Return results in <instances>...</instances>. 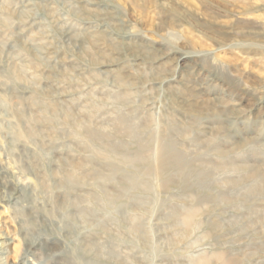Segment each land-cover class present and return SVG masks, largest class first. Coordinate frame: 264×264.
Returning <instances> with one entry per match:
<instances>
[{
    "label": "rangeland",
    "instance_id": "obj_1",
    "mask_svg": "<svg viewBox=\"0 0 264 264\" xmlns=\"http://www.w3.org/2000/svg\"><path fill=\"white\" fill-rule=\"evenodd\" d=\"M2 2L0 167L21 192L0 197L13 239L0 264H264V196L217 186L264 169V0ZM120 118L133 135L115 136ZM137 141L155 162L175 146L200 173L165 187L175 173L137 168ZM73 163L81 180L65 186Z\"/></svg>",
    "mask_w": 264,
    "mask_h": 264
},
{
    "label": "bare ground",
    "instance_id": "obj_2",
    "mask_svg": "<svg viewBox=\"0 0 264 264\" xmlns=\"http://www.w3.org/2000/svg\"><path fill=\"white\" fill-rule=\"evenodd\" d=\"M2 1L4 2V3L3 2L2 3L5 6L8 5L7 4L8 2H6L7 0H2ZM25 2H27V1H25ZM18 3H19V1H18ZM16 7H17V5H16ZM26 8H27V6H26ZM3 9L7 11L6 14H11L10 12H8L9 8L4 7L2 9H0V10H3ZM4 20H6V19H4ZM138 56H139V54H138ZM138 62H139V60H138ZM12 74H14L16 76H18V75L20 76L19 69H13L12 70ZM167 78H168V76H167ZM167 88H168V86H167ZM198 88H200V87H198ZM117 122H118L119 129H117L118 130L117 132L115 131L116 132L115 133L116 137H119L120 135L125 134V133L128 134V135H133L134 134V132L131 130V128L127 127L125 118H120ZM82 127L84 128V130H85L86 134L88 135V137H90L92 139H95L98 142L99 141L100 142L103 141V139H105V138L108 139V140L112 139L109 135H107V134H105L103 132L104 131L103 129H100L98 127H93L91 125H83ZM105 132H106V130H105ZM137 143H138V141H137ZM144 143H145V141H144ZM101 144H103V143H101ZM138 144H139V147L137 146L138 148H137L136 158H135V161H134V163H135L137 168L138 167H143L145 169L146 175H148L150 177L156 176L157 174L158 175H161V174L164 175V173L166 174L168 172L169 173H171V172L175 173L176 177L167 178L163 182V185L165 187L168 186L170 183H172L173 180L176 179V178L181 180V183L184 184L185 187H186V185L188 186V184H189V177L192 174H194V173H200L201 163L198 160L190 159L188 157V155H186L184 153H181L173 145L161 147L159 149L157 158L155 156V158H156L155 159L156 162H155V161H151L149 159L148 155H147V145H145L143 143H140V142ZM113 147H114V145H112V143L110 145H107V148H109V149H111ZM216 153L219 156V158L221 159V162H223L224 159L228 156V151L220 149V148H218L216 150ZM70 166L71 167L69 169H67V170L62 172V176L60 178L61 179V184L65 185V186H69V185L72 186L73 184H78L79 181L81 180L80 177L77 175V172H76V168L80 167V163H73ZM223 166H224L223 163L217 164L216 166L213 167V170H215V171H218L220 169H232L233 170V169L238 168L237 166H234L233 164L230 165V167L229 166H224L223 167ZM239 168H241V167H239ZM242 168H243V170L245 169V172H246L245 175H242V176L237 177V178H228V179H226L223 182H218L217 186L219 185V186H225V187H227V186L228 187H235V186H237L240 183L248 182V184H247L248 189H247V193H246V195L248 197L249 196H255V197L264 196V169L260 170V169H257V168H248L246 166H244ZM95 177H96L97 181L98 180L100 181V180H103V179L104 180L105 179L111 180L113 178L112 175H103L102 173H97ZM242 181H245V182H242ZM125 182H126V185L124 184V185L120 186L121 190H123V191H126L127 189H132L133 190V189H135L138 186V183L134 179H127V180H125ZM20 192H21V187H19L16 182H13L11 179H8L7 175L5 174V171L3 170L2 167H0V197L2 199H6L5 198L6 195H3V194H8V195L10 194L9 196L13 195V196L16 197V195L20 194ZM119 195L120 194H118V195H110L107 200H109L110 203H115L116 204V202L118 200H120V198H121V196H119ZM199 198H200V200L202 202L208 201V199H209V197L205 193L201 194ZM222 199L226 200V201L233 200V198L228 196V195L227 196H222ZM123 201H125V200H123ZM243 201H245V200H243ZM80 212H81V214H84V215L86 214V211H84V210H80ZM180 212H181V210L175 211L174 214L178 216L179 214H181ZM182 213H183V219L187 222V224H193L197 212L192 210V209H190V210H183ZM132 228L135 231H139L140 230L139 223H134L132 225ZM0 229H1V225H0ZM11 239H10L9 236H5L4 234H0V254L3 255L2 258L5 257L4 255L8 254L9 246L13 243L12 242L13 239L12 240ZM32 247L34 248L35 245H33ZM28 249H29V247H28ZM36 249L37 248H35L34 250H36ZM25 258L27 259V257H25ZM217 258H218L220 264H238V261H236L235 259L225 258L220 253L217 254ZM202 263L203 264H208L207 260H203Z\"/></svg>",
    "mask_w": 264,
    "mask_h": 264
}]
</instances>
